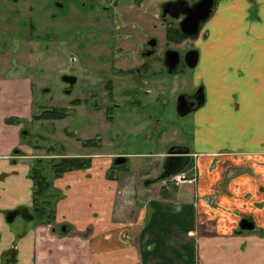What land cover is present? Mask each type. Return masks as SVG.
I'll use <instances>...</instances> for the list:
<instances>
[{"label": "crops", "instance_id": "crops-1", "mask_svg": "<svg viewBox=\"0 0 264 264\" xmlns=\"http://www.w3.org/2000/svg\"><path fill=\"white\" fill-rule=\"evenodd\" d=\"M7 1L30 11L51 4L64 9L68 1L81 7L97 2L0 4ZM169 1L142 3L156 11L148 17L151 26L157 23L158 6ZM132 6L118 11L134 17ZM29 23L19 30L31 46L36 29L31 18ZM191 43L198 64L189 77L184 72L175 76L178 90L204 89L202 107L190 116L189 151L181 146L156 151L150 145L149 151L97 152L107 141L101 139L99 148L86 144L95 138L68 145L61 156L87 158L90 166L54 180L53 188L62 197L53 227L67 226L64 236L21 216L31 205V167L53 158L23 140L21 131L39 121L33 120L38 109L48 108L34 109L29 76L0 75V264L13 246V264H264V0H217ZM32 53H26L24 62ZM58 109L67 112L62 121L71 115L67 107ZM9 118L17 123L8 124ZM141 122V128H157L160 119ZM75 147L84 152L77 153ZM182 156L180 172L192 182L161 187L151 175L153 166ZM116 157H124L125 163L115 165ZM13 210L18 214L9 223L7 215ZM243 219L253 222L252 232L240 230Z\"/></svg>", "mask_w": 264, "mask_h": 264}, {"label": "rangeland", "instance_id": "rangeland-1", "mask_svg": "<svg viewBox=\"0 0 264 264\" xmlns=\"http://www.w3.org/2000/svg\"><path fill=\"white\" fill-rule=\"evenodd\" d=\"M138 1L119 0L117 7L132 6ZM190 1L194 2L195 0ZM142 2H146V0ZM8 3L10 2L7 1L6 4ZM97 3L102 2L99 0L93 4L88 2L87 6L78 8V2L68 1L64 9L55 8L51 4L45 7L33 8L31 11L28 8L20 10L10 4L6 6V9L0 8V75L5 77L16 75V78H22L24 75L29 76L34 83V109L40 106L48 109L67 107L68 113L71 114L64 121L41 120L48 121L42 125L38 124L40 123L39 120L37 123H33L31 127L28 126L29 135L27 137L31 142L28 143L32 144L35 150L43 151V154L51 149L50 153L59 154L68 148V145L71 146L74 141L90 138H95V141L97 139V142H99V139L107 141L106 148L97 149V152H120L141 148L149 151L150 145H153L156 151L165 146L190 147L192 137L191 117L190 115L179 117L176 114V98L181 91H184L178 90L174 81L175 76H179V72L175 75H166L162 70L160 72L157 70L161 67V59L166 50L176 48L183 56L193 47L190 40H187L181 46L175 45L174 47L171 43L166 42L161 29L156 33L160 41L158 40V48L156 49L155 62L157 64L153 66L154 72L151 76L153 83L150 81L148 84V87L152 86V91L148 94L140 93L139 99L141 106H143L141 111L129 113L132 100L130 102L124 101L121 104L124 109L123 112L111 110V120L107 122L102 111H96L88 106V103H92V99L82 103L79 107L73 104V101H77L75 99L79 97V85L75 86L71 93H65V90H63V85L59 81L60 76L64 71L74 68L84 58L79 49H72L75 43L78 42V47H80L83 39L91 38L102 27V25L97 27V20H95L97 18V8H95V12H93L94 9L91 10L92 6L97 7ZM106 5H109V1H106ZM141 5L140 8L134 10V17L137 14H145L148 17L154 16L156 11L154 12L151 5L148 3ZM108 7H110V11L114 12L113 6ZM30 18L31 24L36 29L34 34L36 39L31 46H29L30 43L28 45V42H21L25 37H23L24 31L19 30L24 27L28 28ZM17 20H23L27 25L25 23L16 25ZM103 31L110 35L109 27L106 26ZM120 33L121 31H116L113 35ZM32 50L33 53L30 58L28 57L24 62L23 59L26 53ZM40 51L48 52L47 56H41ZM73 58H75L74 62H72ZM4 68L10 69L5 71ZM180 70L181 68L178 71ZM182 71L186 77L193 73L192 70L187 68ZM89 74L90 69H87L85 75ZM162 77L165 79L162 80ZM86 82L94 85V82L90 80ZM140 89H134L133 91L135 93L140 92ZM146 115L150 116L147 121L160 119L159 126L157 128L155 126L148 128L142 126L143 128H141L143 124L141 121L146 118ZM105 131H107V135ZM150 133L153 134L152 137H148ZM115 134L119 138H116ZM74 149L77 153L84 152L79 150L78 147ZM155 161H157V158L152 159L151 162ZM162 165V163H158V166H153L151 175L157 176L162 169Z\"/></svg>", "mask_w": 264, "mask_h": 264}, {"label": "flooded vegetation", "instance_id": "flooded-vegetation-1", "mask_svg": "<svg viewBox=\"0 0 264 264\" xmlns=\"http://www.w3.org/2000/svg\"><path fill=\"white\" fill-rule=\"evenodd\" d=\"M99 1H101L102 3H97V7L92 6L91 10L94 9L93 12H95V8H97V18H95V20H97V27L100 25H102V27H100L99 30H97L96 34L91 38L83 39L82 43L80 44V47H78V42L75 43L72 49H79L81 51L80 53L84 57L83 61L81 62L79 61V63L75 65L74 68L64 71V73L60 76L59 81L63 85V90H65V93L73 92L75 86L79 85L80 88L78 91L79 97L78 99H75L77 101L75 102L73 101V104L78 105L80 103L88 102L89 100L92 99V103L91 104L88 103V106H90L92 109L96 111H102L105 120L108 122L111 120L110 117L111 110L114 109L123 112L124 109L122 108L121 104L124 101L130 102V100H132L130 102V104H132V107L129 108V111L132 112L133 110H135V112H138L142 110L143 106H141V101L139 99L140 93L142 92L148 94L150 93V91H152L151 90L152 86L148 87V84L150 83V81L153 83V79L151 78L152 72H154L153 66L157 64L155 62L156 61L155 58L157 54L156 49L158 48V43L160 40L157 37L156 33L159 31V29L163 31V35H164L163 37L165 38L166 42L171 43L174 47L175 45L181 46L187 40L192 41L194 38H196L206 21L200 23L199 30L197 34L194 36H186L182 33L180 29L181 21L188 14L187 10L193 7L198 0H195L194 2L190 0H172L164 4H161L157 8L158 10L156 16L157 23L153 24L152 26L149 24L148 16L145 14H137L136 17H132L130 13H127L125 15L120 14L118 11L119 8L117 7L118 4L117 0H99ZM106 1H109V5H106ZM216 1L217 0H214L215 4L212 8V11L216 5ZM142 3L138 2L134 4L132 7L135 10L137 8H140L142 6L141 5ZM8 4L3 5V7L6 9V6ZM108 6H113L115 9L114 12L110 11V7ZM77 7L80 8L81 5L79 4V6ZM23 23L26 24V22H23V20L19 22L16 21V25H21ZM29 25L30 23L28 24V26ZM106 26L107 28L108 27L110 28V35L107 34L106 31H103V29H105ZM149 27L152 30L150 32H149ZM116 31H121V33L118 35H113ZM179 33L185 36V38L183 39L179 37L178 36ZM35 39L36 38H34L32 41H34ZM21 42H27V41H25V39H22ZM170 50L179 53V64L175 69V71L170 75H175L178 72L179 73L183 72L182 70H186L187 66L184 63V55L190 51H195L197 53V61L193 69L196 68L199 57L197 50L193 49V47H191V49H189L190 51H187L183 56L176 48H170ZM167 51L169 50H166L162 56L161 67L157 69L159 72L162 70L163 73H165L166 75L168 74L166 73V68L164 64H165V53ZM40 52L44 56H47L48 52L46 53L42 51ZM74 61L75 58L72 59V62ZM179 68H181L180 71H178ZM87 69H90L89 75H85ZM187 69L193 70L189 68ZM161 79L164 80L165 78L162 77ZM87 80L94 82V85L91 84L90 82H86ZM174 81L176 82V86H178L177 81L176 80ZM141 86H143L142 89H140ZM134 89H140V92L135 93L133 91ZM180 95H184L186 97L185 102L187 104V107L189 108V112L185 116L188 115L191 116L193 113L199 110L202 107L205 100L204 89L201 85L195 88H191L189 86L185 88L184 91H181L178 96ZM202 99L203 101L201 105H199L198 103ZM176 105H177V98H176ZM42 111H44L43 108L40 110L38 109L35 115H39V112ZM149 118L150 116L146 115L145 120H148ZM9 119H13V118H9ZM33 120L36 121V119ZM14 121L15 122L12 123H17L16 120ZM12 123L10 122L8 124H12ZM28 126L30 125L27 124L25 128H23V130L21 131V138L25 140L27 143L30 142L27 137L29 135ZM98 141L99 142H97L96 139V141L92 140L91 142L90 141L88 142L92 144L93 143L97 144L96 146L99 148L101 145V139H99ZM184 149H186L185 151H189V148L184 147ZM51 151L52 149L50 151L49 150L46 151L47 153L45 155H49V157H53V158H48L44 160L40 159L39 161L41 162L44 161L43 162L44 164L45 162H48L52 159H58L62 157L66 158V156H61L60 154L50 153ZM180 167H181V161L175 162L167 159L165 163L162 165V169L160 170V173L156 176V178H158L160 183L165 179V178L161 179V176L162 174H164L166 170L172 168L178 169ZM31 190H33V186ZM54 190L60 193L62 197L61 191L57 190L56 188H54ZM59 200L56 202V204L59 202ZM56 204L54 208L55 210L54 214L56 213ZM32 205L33 203H32V194H31V205L28 208H23L22 211L23 214H21V216L24 219L34 221L44 226L49 225L52 227L51 230L53 232L57 231V234L59 236H64L67 233L66 232L67 226L65 225H61L58 230L56 229L57 226L53 227V223H55V218L54 221L50 224L39 223L31 213ZM12 214L15 215L18 214V210L9 211L7 217H9ZM14 219L11 222H13ZM243 220H248V219H243ZM248 221L253 224L252 221L250 220ZM253 230H254V224L252 230L248 232H252ZM14 250L15 247L13 246L11 248L10 255L11 256L13 255L14 258H16V256L12 252Z\"/></svg>", "mask_w": 264, "mask_h": 264}, {"label": "trees", "instance_id": "trees-1", "mask_svg": "<svg viewBox=\"0 0 264 264\" xmlns=\"http://www.w3.org/2000/svg\"><path fill=\"white\" fill-rule=\"evenodd\" d=\"M178 36L183 39L185 38L180 33ZM66 116V110L54 108L39 112V115H34L33 119L60 120ZM6 122L12 123L15 121L13 119H7ZM89 143L87 142L86 144L88 145ZM43 162L35 163L29 172V178L33 186L31 213L39 223L50 224L55 218V204L61 197V194L54 190L53 181L60 178L64 173L89 168L90 160L80 157H62L52 159L44 164ZM10 252L3 255L6 259L5 264H12L15 261L14 256H11Z\"/></svg>", "mask_w": 264, "mask_h": 264}, {"label": "water", "instance_id": "water-1", "mask_svg": "<svg viewBox=\"0 0 264 264\" xmlns=\"http://www.w3.org/2000/svg\"><path fill=\"white\" fill-rule=\"evenodd\" d=\"M214 6V0H198L197 3L189 8L187 10V16L181 21L180 23V29L182 33L186 36H194L197 34L200 23L205 22L211 12L212 8ZM197 61V53L195 51H190L184 55V63L189 69H193ZM179 64V53L173 50H169L165 53V68H166V73L168 75L172 74L175 69L177 68ZM186 97L184 95H180L177 97V105H176V111L177 115L179 117H184L188 112L189 108L187 107L186 104ZM203 99L198 103L201 105ZM180 157V160H171L170 161H175V162H180L181 161V167L176 169L172 168L169 170H166L164 174H162V178H167L170 175H173L175 173L180 172L183 167H184V159ZM125 158L124 157H116L114 160L115 165H122L125 163ZM15 214H12L8 217L7 222H11L15 218ZM240 229L243 231H250L252 230L253 224L249 222L248 220H242L240 223ZM63 230V229H62Z\"/></svg>", "mask_w": 264, "mask_h": 264}, {"label": "built area", "instance_id": "built-area-1", "mask_svg": "<svg viewBox=\"0 0 264 264\" xmlns=\"http://www.w3.org/2000/svg\"><path fill=\"white\" fill-rule=\"evenodd\" d=\"M191 183L192 180L189 179L185 174H175L170 176L169 178L164 179L162 182H160L161 186H166L168 184H181V183Z\"/></svg>", "mask_w": 264, "mask_h": 264}]
</instances>
